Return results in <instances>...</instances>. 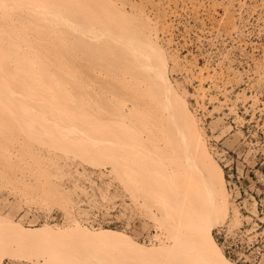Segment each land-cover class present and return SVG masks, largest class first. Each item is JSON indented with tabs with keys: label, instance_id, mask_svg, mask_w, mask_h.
Here are the masks:
<instances>
[{
	"label": "bare ground",
	"instance_id": "6f19581e",
	"mask_svg": "<svg viewBox=\"0 0 264 264\" xmlns=\"http://www.w3.org/2000/svg\"><path fill=\"white\" fill-rule=\"evenodd\" d=\"M5 1L0 0V8L5 11L13 9L6 5ZM56 1L57 10L48 9L45 6L32 8L29 5H24L18 7L20 11H23L20 14L0 12V66L6 63L5 65L14 68L13 73L18 75L24 71L23 68H26L29 73L34 72V75H30V82L36 89V98L31 99V96L27 98L24 89H19L22 90V93L9 88L6 81H2L3 78L0 76V102L2 103L0 104V115H5L9 109L14 114V118L19 123L22 122L21 125L23 124L27 130L30 128V131H34L29 124L33 121L31 119H38L41 127L46 128L47 126L43 125L45 124L43 114L40 116L41 119L37 117L38 112L35 109L38 106L48 105L49 107L54 106L56 109V105H61L60 97L62 102L67 98L62 91L82 92L85 88L82 87L83 84L80 82L79 75L83 71L91 74L96 73L97 77L100 78L102 75L111 74L109 68L103 66L102 69V57H99L101 51L98 49L102 47V44L95 42L104 37H111L113 43H118V47L121 44L124 47L125 52L121 53L125 56H120L121 58L116 61L117 64H122L121 74L125 75L130 72L131 80L137 81L139 86L143 87V91L145 90L148 94L150 101L146 102V105L149 104L147 107L151 105L152 99L156 105L154 107L159 108L161 105L162 109H157L161 110L159 113L162 114L163 110L166 118L169 119L168 121H172V125L173 123L176 124L173 127L176 126L178 133L176 135L180 138L179 140L177 137L179 145L181 143L183 146L181 149L183 156L180 154L183 160L180 158L182 163L174 166L170 163L172 160L169 161L167 158L168 163L164 164L154 159L159 158L158 155L160 154L139 145L147 136L141 134L144 127L141 124L138 125L140 122L143 124L144 118L142 116L144 115L141 114L139 117L138 127L133 126V121H131L132 124L130 123L131 118L134 120L133 117L136 118L137 115H140L139 111L136 110L139 102L132 104L131 108L121 106L115 109L119 118H127L134 111L135 116L127 118L130 119L129 121L124 118L127 120V125L125 122L123 125L128 126L130 123L135 128L130 129L131 125H129L127 128L130 131L125 128L122 129V132L121 130L115 131L116 133L110 132L103 141L100 130L96 128L85 131V129L73 125L54 124L52 126L56 130L55 132L54 129H50L52 126L47 127L49 132L52 131L50 134L45 133L47 128L45 131L43 128V130H36L40 134L36 132L35 136L40 135L38 137H41L43 134L40 139L35 138L33 133L25 131L26 129L21 126L22 132L30 133L31 135H29L33 136L34 139L41 140L44 147L46 145V148L58 150L65 155V158L67 157V160H76L91 170H98L101 167L111 168V171L120 180L122 190L128 194L131 200L129 199V203H126L122 197L119 199V207H116L117 204L113 197L118 198L120 195L113 192L109 193L108 184L105 185L106 187L103 186L102 180L99 179L100 176L98 175L101 174L98 173L97 175V179L100 181L93 180L96 176L94 178H91V175L86 176L87 174L84 176V171L79 173L76 171V167L74 168L76 173H73L77 177H80L78 175L81 174V177L84 176L83 179L75 176L76 180L75 178L72 179V175V177L68 176L71 180L66 181V183L64 180L62 187H60L61 180L59 178L62 176L61 178L64 179L67 175L63 176L64 174L59 173L60 167L56 164L54 165L55 173L61 175L58 178L60 182L56 183L59 187L51 191L47 185L48 178L45 177L41 186L42 191L35 192V195L24 196L23 199L26 200L27 204L37 205V207L45 206L49 210L54 207L58 210L61 209L68 215L66 217L63 214L62 217H65L66 224L64 226L46 224L45 222L50 220L49 214L45 216L35 212H25V209H20V204V206L17 205L18 209L15 208L17 213L19 209L21 211L19 210L20 212L17 215L15 213L16 216L13 217L14 215L9 213L14 211V207L11 205L13 204L12 201L10 202L8 199L7 201L6 196L3 199L0 197L2 199L0 200V264H4L5 260H9L6 264H239L225 255L223 248L213 236V231L222 228V226L228 228L227 225L229 224H232L234 228L237 225L240 227V217L235 209L229 208V194L223 170L208 150L203 130L189 109L185 94L178 89L170 78L167 51L159 42V34L155 27L157 21H154L156 19L153 17L151 19L142 9H137L131 0L128 2L130 5L128 11L124 6L126 0ZM117 1L121 2L118 3ZM102 8H108L110 11L119 14V20L113 24L109 22L110 26L107 30L102 29L104 26ZM26 12L37 14L44 20L50 16L51 25L66 28L70 31L75 43L87 49L86 54L98 56L91 57V59L51 55L49 58L47 51L44 50L35 53L37 57L34 58L32 53L27 50V44L24 41L2 38L5 24L18 26L21 21L28 19ZM151 21L155 22L154 27ZM105 44L108 46L107 44L110 43L106 42ZM120 49L123 50L122 46ZM114 52L117 53V51ZM63 77L69 79L61 81ZM30 93L32 92L29 90ZM27 101H29V105ZM65 102L66 107H70L69 109H83V102L71 99ZM98 105L101 108L102 102ZM151 106L147 114L150 119H155L158 117L156 115L157 110L153 108V105ZM26 108L29 113H27ZM144 112L146 111L144 110ZM116 113L115 116H117ZM30 114H36L37 119ZM59 115L58 119L70 118L76 122L90 119V115L87 114ZM106 118L109 120V117L106 116ZM123 118L122 121H124ZM96 121L100 122L101 120L97 119ZM135 121L137 122V119ZM153 123L149 125V128L152 129ZM25 124L30 126L26 127ZM133 130L134 132H131ZM25 134L23 136H27L28 139L30 136ZM147 134L150 135V133ZM146 138L148 139V137ZM47 140H50L51 143ZM136 142L138 145H135ZM153 152L157 154V157L152 155ZM71 163L69 162V165H72ZM64 164L66 165L65 162ZM76 164L78 163L76 162ZM77 167H81V165ZM63 169H65L64 165ZM61 172H63L62 169ZM85 177L88 178L85 179ZM102 177L104 178V175ZM54 178L55 182L58 181L56 176ZM96 181L101 183L102 188ZM107 181L104 184L109 182ZM83 183L85 184L82 185ZM110 186H112L111 189H115L112 183ZM58 188H63L70 198L65 197L66 193L62 192L65 194L62 195ZM99 192L101 193L99 194ZM95 197H98L99 200ZM69 199L70 201H68ZM36 200H40V203ZM130 201L132 203L140 201V206L143 208V210L141 209L142 215H146L149 222L155 225L156 230L165 235L163 238L166 241L161 238V235L148 241L152 245L149 243L145 245L137 241L135 235H131L137 234L136 230L132 228V217H140L141 211L139 212V208L134 209L135 206L133 208ZM49 202L57 206L44 204ZM68 202L72 203L71 208H69L71 213L67 211ZM141 202L149 203L152 208L143 205ZM18 203L19 199L16 204ZM3 206L8 209L13 208V211H8ZM99 208L104 210V216H108L111 210H118L115 217L117 220L124 218L125 226L121 230L113 229L111 225L93 227L92 224L88 223V219L95 216V213L92 214L91 212ZM4 209L8 212L5 213ZM230 210L232 214H230ZM67 212L70 213V217ZM209 221H211V227H208ZM62 223L61 225L64 224ZM229 229H227L229 233L236 231ZM231 229H233L232 226Z\"/></svg>",
	"mask_w": 264,
	"mask_h": 264
},
{
	"label": "rangeland",
	"instance_id": "374dc122",
	"mask_svg": "<svg viewBox=\"0 0 264 264\" xmlns=\"http://www.w3.org/2000/svg\"><path fill=\"white\" fill-rule=\"evenodd\" d=\"M126 1L127 2H124V6L128 11L130 6L128 4L129 0ZM131 1L135 3L137 9H142L151 19L152 17L156 19L154 21H157L155 27L159 34V42L167 51L170 78L177 85L178 89L185 94L189 109L193 112L197 118L198 124L203 130L208 150L221 167L219 163L220 153H229L230 151L237 150L239 139L242 134H247L249 136L253 134L261 135V132L264 131V0ZM5 2L6 5L11 6L13 9L5 11L0 8V12L2 13L20 14L23 11H20L18 7L24 5H29L32 8L36 6H45L48 9H58L56 0H6ZM117 2L120 3L121 1ZM25 14L28 16V19L26 21H21L18 26L15 24H5L2 31V38L24 41V43L27 44V50L32 53L34 58L37 57L35 53L44 50L47 51L49 58L51 55L77 58L98 56L96 54H86L85 51L87 49L80 44L78 46L74 39H72L70 31L66 28L51 25L50 16H47V20H44L34 13L26 12ZM118 15L119 14L110 11L108 8H102V17L104 18V26L102 29L105 28L104 30H107L110 26L109 22H112L111 24L116 23L119 20ZM154 21H151L153 27ZM144 32L146 33V30ZM112 40L111 37H104L99 41H95L102 44V47L98 48L101 51L99 57H102V69L103 66L109 68L111 74L107 76L102 75L100 78L97 77L98 75L96 73L91 74L87 71H83L79 75L80 82L83 84L82 87L85 88L82 92L75 91L77 93H74L68 90L62 91L67 96L65 101L71 99L83 102V109H69L70 107H66V102H62L60 97L61 105H56V109L54 106L49 107L48 105L38 106L37 108L35 106V111L37 110L38 112L37 117L40 118L43 114V122L45 123L43 125L48 128L54 124L61 126L73 125L77 128L85 129V131H88L90 128H96L100 130L103 141L110 132H119L120 130L122 132V129L132 124L131 121H133L134 124L136 123L135 125L133 124V126H137L139 122L138 119L141 117V114H143L145 116H142L144 120L140 119L141 121L143 120V124L140 122L138 125L141 124L144 127L141 134L147 135L146 137H148V139L145 137L144 140L141 142L139 141V145L144 146V148H150V150H154L160 154L158 158L156 153H152V155L157 157L154 158L153 156L154 159L164 164H166V162L168 163V161H166L167 158L169 161L172 160L174 162H170L174 166L175 164H181L183 160V158H181L183 156L181 149H183V146L181 143V146L179 145L180 138L176 135V126L173 127L176 124L173 123L172 125V121H168L169 119L166 118L163 110L162 114L159 113L161 110L157 109H162L160 107L161 105H159V108L154 107L155 104L152 99L151 105L157 110V112L156 110L155 112L158 117L155 119L151 118L152 120L149 118L147 111H149L148 109L151 105L149 107H147L149 104L146 105V102L150 101L148 94L145 90L143 91V87H140L137 81L134 79H132L133 81L131 80L130 72H127L125 75L121 74L122 70L120 69L122 68V64H117L116 61L121 58L120 56H125L121 53L124 51V47L122 44L118 47V43H113ZM106 42L110 44L106 46ZM111 44L115 46H111ZM121 46L123 50L120 49ZM114 51H117L118 54ZM5 64L2 65L4 67L0 66V76L3 78L2 81L5 80L9 88L16 91L22 92V90L19 89H24L27 98L29 96H31V99L36 98V89L30 82V75H34V72L29 73L26 68H23L24 71L20 75L14 74L12 71L14 68L7 67ZM68 79V77H63L61 81H67ZM29 90L32 93L29 94ZM100 102H102L101 108H99L98 105ZM28 103L29 101H27V104ZM135 103H138V106L136 105L138 107L136 110L137 112L139 111L140 115H137L138 117L136 118L133 117V115L135 116L133 111V113H131L132 115H128L129 117L127 118L133 117L134 120L124 117L128 121L130 120L131 123H129L128 126H124L123 122L127 125V120H124L123 117L119 118V114L115 112V109L121 106L123 108H131L130 106ZM0 104L2 103L0 102ZM32 110L34 111V109ZM144 110L146 112H144ZM26 111L29 113L28 109ZM29 111L31 112L30 109ZM6 112L5 115H0V197L3 199L5 198L4 196H6V200L12 201L13 204L11 205H13L14 211L12 210L13 208H9L11 209L9 210L7 207H3L7 208L8 211H13V213L9 212L12 216L14 215L13 217L21 211L20 209H25V212L27 211L29 213L35 212L45 216L49 214L50 220L46 221V224L57 226H64L66 224L65 217H62L64 215L68 217V215L61 211V209L58 210L54 207L49 210L45 206L37 207V205L29 203L28 205L26 200L23 199L24 196L35 195V192H41V186L44 183L43 180L45 177L48 178L47 185L52 191V189L55 190V188L59 187L56 183L58 184L60 180V187H62L64 180L65 183L71 180L68 176L72 175V179H74L75 176L76 178L83 179L86 174L88 177L91 175V178L96 176L93 180H102L103 186L108 184L110 187V191L108 190L109 193L113 192L114 194L120 195L118 198L113 197L115 199L114 202L117 204L116 207H119V199L122 197L126 203H129L130 198L128 194L122 190V186L119 183L120 180L116 174L111 171V168L101 167L98 170H91V168L86 167V165L76 160H73L74 162L71 159L67 160V157L65 158V155L58 150L46 148V145L44 147L41 140L34 139L33 136H30L32 133L35 136V134L38 133L36 130L39 131L44 129L45 131L47 128L41 127V123L37 117H35L36 114H30L34 115L37 119H31L33 120L31 121L32 123L29 122L34 130L30 131V128L27 130L24 128L23 124L21 125L22 122L19 123V121L14 118V114H12L9 109ZM115 113L118 117L115 116ZM59 114H87L90 115V119L76 122V120L73 121L70 118L58 119V116L60 117ZM106 116L109 117V120H107ZM122 118L124 121H122ZM97 119L101 121L98 122L96 121ZM135 119H137V122ZM152 122H154V125L151 129L149 125ZM255 125H257V128L254 127ZM21 126L26 129L25 131H29L31 134L29 133V135L25 134L26 132H22ZM29 126L27 124L26 127ZM133 126L131 125L130 129H134L135 127L133 128ZM48 128L45 133H52V131L49 132ZM50 129H54L53 126ZM246 130H248V132H246ZM53 131L55 132L56 130L54 129ZM127 131L130 130L127 128ZM131 132H134V130ZM136 132L139 133L137 130ZM147 133H150V135ZM24 134L30 137L27 139V136H23ZM42 135L41 137H38L40 135H36L37 137L35 136V138L41 139ZM47 141L51 143L50 140ZM137 142L135 145H138ZM180 158L182 159L181 161ZM69 162H72V165H69ZM76 162L79 165L76 164ZM162 163L161 166L163 165ZM67 164L70 166L69 169L67 168ZM54 165L59 166V173L64 174L63 176L67 175L68 178L65 176L63 179L58 173L56 175ZM63 165L66 170L63 169ZM80 165L81 167H77ZM75 167L76 171L79 173L84 171V176L81 177V174H79L78 176L80 177H77L75 174ZM61 169L63 172H61ZM64 171H67V174ZM98 173L101 175H98ZM97 175L100 176V180L97 179ZM54 176H56V180L61 176L59 178L60 180L55 182ZM87 178L85 177V179ZM110 180L115 189H111ZM97 181L96 183H98ZM106 181L108 183L104 184ZM98 184L100 185L101 183L99 182ZM102 185H100L101 188ZM59 190L61 193H66L63 188ZM100 191L102 192V189H100ZM101 192H99V194ZM63 193L62 195H65ZM95 195L97 196L96 193ZM67 196L70 198L69 194L66 193L65 197ZM95 198L99 200L98 197ZM2 199L0 198V200ZM18 199L19 203L16 204ZM36 201L40 203V200ZM68 201H70V199ZM44 204H47L46 206H57L50 204V202ZM130 204L133 208L135 206L134 209L139 208V212L141 211V218L132 217L133 221H131L133 224L132 228L137 232V234L131 235H135L137 241L147 245L148 243L150 244L148 241H150L151 238H157L161 235V238H163L165 236L161 234V231L156 230L155 225L149 222L146 215H142L143 208L140 206V201L137 203L136 201L134 203L130 201ZM17 205L20 206V211L18 210V213L16 211L18 209ZM68 205L67 211L71 213L69 208H71L72 203L68 202ZM143 205L152 208L149 203H143ZM229 205V208L232 210L235 209L231 206V203H229ZM4 210L6 211L5 213L8 212L6 209ZM117 211L118 210L115 209L111 210L110 215L115 223L113 229L121 230L123 226H125V219L118 218L117 220L115 217V215L118 214ZM70 213H68L69 217ZM230 214H232L231 210ZM60 218L63 219L62 222L64 224L61 222ZM61 223L63 225H61ZM239 225H241V221ZM227 226L230 228L229 230L232 231L236 230L238 225L235 226V228L232 224ZM231 226L233 229H231ZM223 227L224 226H222V228ZM238 228L239 226L237 229ZM219 230L220 229L213 231L214 237L217 236L216 233ZM163 240L166 241L164 238ZM218 243L220 244L221 242L218 241ZM155 245H157V243H155ZM8 261L9 260H5L4 264Z\"/></svg>",
	"mask_w": 264,
	"mask_h": 264
},
{
	"label": "built area",
	"instance_id": "2783aa9c",
	"mask_svg": "<svg viewBox=\"0 0 264 264\" xmlns=\"http://www.w3.org/2000/svg\"><path fill=\"white\" fill-rule=\"evenodd\" d=\"M261 133L242 134L237 150L219 156L230 203L241 226L231 233L224 226L215 238L221 242L225 255L239 264H264V131ZM91 213L95 216L88 223L93 227L115 224L110 213L104 216L102 208Z\"/></svg>",
	"mask_w": 264,
	"mask_h": 264
},
{
	"label": "snow or ice",
	"instance_id": "6c2138e0",
	"mask_svg": "<svg viewBox=\"0 0 264 264\" xmlns=\"http://www.w3.org/2000/svg\"><path fill=\"white\" fill-rule=\"evenodd\" d=\"M208 227H211V221H209Z\"/></svg>",
	"mask_w": 264,
	"mask_h": 264
}]
</instances>
